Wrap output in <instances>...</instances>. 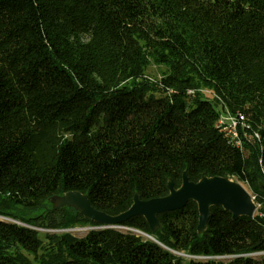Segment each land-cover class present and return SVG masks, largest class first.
Returning <instances> with one entry per match:
<instances>
[{
  "label": "trees",
  "instance_id": "16d2710c",
  "mask_svg": "<svg viewBox=\"0 0 264 264\" xmlns=\"http://www.w3.org/2000/svg\"><path fill=\"white\" fill-rule=\"evenodd\" d=\"M222 105L247 115L242 150ZM184 172L242 182L257 211L212 206L199 232L191 200L155 231L134 216L83 237L48 231L99 226L75 208L41 214L80 191L117 215ZM0 217V264H264V0H0Z\"/></svg>",
  "mask_w": 264,
  "mask_h": 264
},
{
  "label": "water",
  "instance_id": "95a60500",
  "mask_svg": "<svg viewBox=\"0 0 264 264\" xmlns=\"http://www.w3.org/2000/svg\"><path fill=\"white\" fill-rule=\"evenodd\" d=\"M168 188L169 193L167 195L149 200H142L138 194H135L130 208L117 215H110L94 208L88 195L80 191H69L63 195L49 197L46 204H51L52 199H58V202L51 207L47 205L43 213L63 206H70L78 210L84 217L98 223V227L101 228L119 226L131 217L143 216L151 229L155 231L160 227L158 214L181 209L193 200L197 202L199 210L198 231L204 232L207 228L212 206H222L232 213L234 219L240 216L253 217L257 211V205L250 190L242 182L229 177L202 176L199 181L195 182L191 181L187 173L184 172L180 187L176 188L173 180L170 179ZM131 230L140 232L133 228ZM140 233L158 242L152 235Z\"/></svg>",
  "mask_w": 264,
  "mask_h": 264
},
{
  "label": "built area",
  "instance_id": "2783aa9c",
  "mask_svg": "<svg viewBox=\"0 0 264 264\" xmlns=\"http://www.w3.org/2000/svg\"><path fill=\"white\" fill-rule=\"evenodd\" d=\"M166 93L164 94H171L173 92V89L170 87H166L164 89ZM198 92H202V90L197 88H190L187 91V96L189 98H195ZM245 112H238V113H232L226 106L222 105L220 109V115H219V125L222 128V131L224 132L225 136L230 138L232 142H234L235 145H237L241 150L244 149V142L241 136V132L245 131V127L247 128L249 124L247 123V117ZM246 133H243V136H245ZM255 135L259 137V133L255 132ZM252 197L255 199V196L252 195ZM257 204V203H256ZM259 205L257 204V207ZM118 226H112L110 228H116ZM90 229H96L95 226L87 227ZM75 229H81L83 230V226L79 228H68L65 229V231H68L71 233V231H74ZM209 258V257H204ZM215 258H222L220 256H216Z\"/></svg>",
  "mask_w": 264,
  "mask_h": 264
},
{
  "label": "rangeland",
  "instance_id": "374dc122",
  "mask_svg": "<svg viewBox=\"0 0 264 264\" xmlns=\"http://www.w3.org/2000/svg\"><path fill=\"white\" fill-rule=\"evenodd\" d=\"M167 67L165 66V65H161V64H156L151 58H150V64H149V66L147 67V69H146V72H145V78L146 79H148L150 82H151V84H153V86L154 87H156L157 89H158V91H160L161 93H166L165 91H164V89H166V87H168V86H166V84L163 82V77H164V75L165 74H167ZM200 90H202V92L205 94V97L207 98V99H212L211 98V94H210V91L209 90H206V89H201L200 88ZM200 93V92H199ZM165 95V94H164ZM156 96H158V94H156ZM217 108H219V107H217ZM248 188V187H247ZM252 194V193H251ZM55 196V195H54ZM52 197V196H51ZM253 198V197H252ZM49 199V198H48ZM254 199V198H253ZM254 201H255V199H254ZM58 202V199H52L51 200V204L49 203V204H47L49 207H51V206H54V204H56ZM255 203H256V201H255ZM257 205V204H256ZM258 208V207H257ZM47 212V211H46ZM46 212H44V213H46ZM43 212L41 213L42 215L44 214ZM0 220H6V221H9V219H4V218H2V217H0ZM79 227H82V226H76V227H74V228H79ZM87 227H91L90 225H86V226H83V230H81V229H75L74 231H71V233L73 234V235H75V236H78V237H83V236H85L87 233H88V231H90L91 229L90 228H87ZM95 228L96 229H100L101 227H98V226H95ZM119 229H122L123 231H129L130 229H128V228H124V227H121V228H119ZM65 229H63V230H48L49 232H56V233H60V232H62V231H64ZM42 231H44V232H47V230H42ZM138 231H140V230H138ZM135 233H138L139 235H141V236H144L145 238H148L146 235H143L142 233H140V232H142V231H140V232H137V231H134ZM43 237V236H42ZM253 256L254 257H256V258H260V257H262V256H264V253H255V254H253ZM187 257L188 258H190L188 255H187ZM199 258H201V259H206V258H204V257H199ZM198 258V259H199ZM231 258V256H228V257H222L221 258V260H224V261H227L228 259H230Z\"/></svg>",
  "mask_w": 264,
  "mask_h": 264
},
{
  "label": "bare ground",
  "instance_id": "6f19581e",
  "mask_svg": "<svg viewBox=\"0 0 264 264\" xmlns=\"http://www.w3.org/2000/svg\"><path fill=\"white\" fill-rule=\"evenodd\" d=\"M116 226H118V225H116ZM116 228H121L120 226H118V227H116Z\"/></svg>",
  "mask_w": 264,
  "mask_h": 264
}]
</instances>
